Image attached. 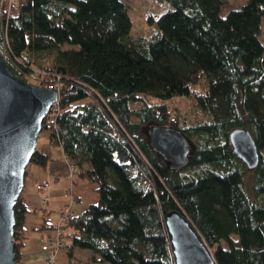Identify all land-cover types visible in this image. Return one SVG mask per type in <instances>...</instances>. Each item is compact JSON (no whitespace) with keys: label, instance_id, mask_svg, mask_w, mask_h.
Here are the masks:
<instances>
[{"label":"trees","instance_id":"1","mask_svg":"<svg viewBox=\"0 0 264 264\" xmlns=\"http://www.w3.org/2000/svg\"><path fill=\"white\" fill-rule=\"evenodd\" d=\"M166 1L147 36L131 35L124 0H0L1 56L21 79L60 91L43 122L51 121L49 140L32 162L38 170L59 154L70 164L71 198L82 197L83 179L99 194L82 212L66 204L54 226L45 218L40 229L62 230L47 234L55 256L67 250L59 264H79V247L93 264H175L166 224L175 209L216 264H264V0L226 14L227 0ZM178 95L195 100L181 109ZM153 123L192 138L186 166L168 167L152 148ZM237 127L256 140L253 169L233 150ZM36 182L40 191L51 186ZM15 210L20 258L30 210L23 196Z\"/></svg>","mask_w":264,"mask_h":264},{"label":"water","instance_id":"2","mask_svg":"<svg viewBox=\"0 0 264 264\" xmlns=\"http://www.w3.org/2000/svg\"><path fill=\"white\" fill-rule=\"evenodd\" d=\"M60 91L16 76L0 54V264H17L14 247L15 205L24 189L27 165L37 150L43 122ZM152 148L168 167L181 169L190 161L194 143L179 127L153 123ZM233 150L249 169L261 155L252 132L245 127L230 132ZM175 264H216L211 248L192 221L178 210L168 212Z\"/></svg>","mask_w":264,"mask_h":264},{"label":"rangeland","instance_id":"3","mask_svg":"<svg viewBox=\"0 0 264 264\" xmlns=\"http://www.w3.org/2000/svg\"><path fill=\"white\" fill-rule=\"evenodd\" d=\"M124 1L128 5L129 15L131 16V19H132L131 35H140V34H143V35L145 34L147 36L151 35V34H149L151 32L150 28H152L153 26H155V28H156V20L154 21V20H152V18H157L166 9L171 7L170 3L166 0H124ZM227 2H228L227 5H225V7L222 8L223 14H226L230 8H236V7L243 5L244 3L248 2V0H227ZM260 38L264 43V17H263V20L261 23ZM64 47H77V45L65 43ZM175 98H176L175 99L176 101L174 100L175 105L179 106L181 109H186V107L189 106L190 102H193L195 100V96H193V95H191V96L178 95ZM151 100L158 101L161 99L157 98L155 96H151ZM47 123L49 124V127H50L51 121L48 120ZM49 127L43 128L42 131L40 132L39 138H38L39 144H43L49 140V134L51 131ZM36 166H37V164H33V163H30L27 166V172H26V176H25V186H24V189L20 195V196H23V198H24V193H26L27 190H28V192H35V193H37L38 196H40V192L36 189L37 182L34 180L35 175H34L33 170L35 169ZM43 170L46 171V167L41 166V169L39 171H43ZM70 174H71V171H70L69 175ZM251 175H252V171H250L247 175V183L248 184H250V182H251ZM48 178L51 179V177H49V176H48ZM82 182H83L82 187L84 188V190L82 192V201L84 199L88 200L89 197H91L92 199H98L99 194H98V191L95 189L96 188L95 183H93L92 181H89L88 179H83ZM56 183L57 182L54 181V185H53V187H51L52 191L56 190V188H57V185H55ZM44 185H46V189L43 188L42 190L47 191L49 189L47 182L44 183ZM63 186H65L64 187L65 189L67 188V185H63ZM74 186H75L74 187L75 189L79 188V185H77V184H75ZM45 195L46 196L44 197V200H48L49 195L48 194H45ZM49 204H51V202H49ZM71 210H72V204L67 205L66 211L68 213H70ZM29 215H30V212L28 213V216L26 214V216H27V219L25 218L26 221L28 220ZM36 217H38V216L36 215ZM51 218L54 221L56 218H58V213L52 214ZM53 233H55V232H53ZM45 234L46 235L43 234L44 236L40 237L41 252L43 254V256H42L43 257L42 258L43 263L44 264L63 263V261L68 259L67 250L65 248H61V251L56 256H55V250H52V251L45 250L44 245H46L48 243V241L50 242V238L47 237V234H50V232L47 233L45 231ZM40 240H39V236H38V239L34 238L32 236H28V238L26 239V241H28L29 244H34L35 241L40 242ZM38 247H40V246H38ZM84 250H87V251H84ZM88 251H90V249H85V248H80V247L77 249L76 253L78 255L79 264H93V263H89L88 259H86V257H84V255H86L85 253H87ZM87 256L89 257V255H87ZM16 258H17V256H16ZM21 260H22V254H21L20 258H17V264H21Z\"/></svg>","mask_w":264,"mask_h":264},{"label":"crops","instance_id":"4","mask_svg":"<svg viewBox=\"0 0 264 264\" xmlns=\"http://www.w3.org/2000/svg\"><path fill=\"white\" fill-rule=\"evenodd\" d=\"M38 168L39 169L37 170V166H36L35 169L33 170L35 175L34 180L36 181L38 176V178H41V180L46 179L51 181V186L47 191L38 190L40 192V196H38L37 193L35 192H28V190L26 191V193H24V199L30 207L29 210L30 215L28 217V220L26 221L29 213L28 212L25 219V225L27 227V231H26L25 243L22 250L21 264H44L42 259L43 254L41 252L40 237L43 236L46 230L40 228L45 222L46 217H48V223L54 226L59 221V217H60L59 210L64 208L66 204H70V205L72 204L75 210L82 212L88 208L89 203L92 201L91 197H89L88 200L84 199L83 201H82V197H80V199L75 201L71 198V195L67 193L68 190H66L67 188L65 189L64 188L65 186L63 185H67V187L69 186L70 183L69 173L71 170H70V164L65 159V157L58 154V158L49 162L48 166L46 167V171L44 170L39 171L41 167ZM48 176L51 177V179L48 178ZM54 181L57 182L55 184L57 185V188L56 190L52 191L51 187H53ZM78 191L76 190V192ZM45 194L49 195L48 201L46 203L44 201V197L46 196ZM49 202H51V204H49ZM56 213H58V218H56L53 221L51 215ZM36 215L38 217H36ZM47 232L53 233V231L48 229ZM28 236H32L37 239L39 236L40 242L35 241L34 244H29V242L26 241ZM67 260L68 259H66L65 261ZM65 261H63V263H65Z\"/></svg>","mask_w":264,"mask_h":264},{"label":"bare ground","instance_id":"5","mask_svg":"<svg viewBox=\"0 0 264 264\" xmlns=\"http://www.w3.org/2000/svg\"><path fill=\"white\" fill-rule=\"evenodd\" d=\"M58 101H59V100H58ZM54 105H55V103L53 104V106H54ZM53 106H52V108H53ZM52 108H51V109H52ZM41 131H42V130H41ZM187 136H188V137L191 139V141L193 142L192 138H191L189 135H187ZM37 148H38V147H37ZM193 149H194V148H192V150H191V152H190V155H191ZM35 152H36V151H35ZM35 152H34V154L31 156V161L29 162V164H30V163H33V162H32V159H33V157H34V155H35ZM237 155H238V154H237ZM29 164H28V165H29ZM33 164H34V163H33ZM28 165H27V166H28ZM69 176H70V178H71V174H70ZM44 189H46V188H44ZM64 209L67 210V208H64ZM15 221H16V210H15ZM15 224H16V223H15ZM14 247H15V244H14Z\"/></svg>","mask_w":264,"mask_h":264},{"label":"built area","instance_id":"6","mask_svg":"<svg viewBox=\"0 0 264 264\" xmlns=\"http://www.w3.org/2000/svg\"><path fill=\"white\" fill-rule=\"evenodd\" d=\"M51 86H52V85H51ZM47 184H48V183H47ZM41 187H42V188H46V185L43 184V185H41ZM63 219H64V218H63ZM61 220H62V219H61ZM56 232L59 234V233H62V230H57ZM44 249L47 250V251H52L48 244L44 245Z\"/></svg>","mask_w":264,"mask_h":264}]
</instances>
